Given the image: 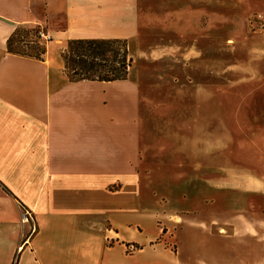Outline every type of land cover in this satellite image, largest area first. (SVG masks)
Returning <instances> with one entry per match:
<instances>
[{
  "label": "crops",
  "instance_id": "0c3cea01",
  "mask_svg": "<svg viewBox=\"0 0 264 264\" xmlns=\"http://www.w3.org/2000/svg\"><path fill=\"white\" fill-rule=\"evenodd\" d=\"M137 7V0H0V264H165L166 257L178 264L159 227L148 232L153 214L140 205L148 197L141 183L156 170H140L137 84L129 76L69 81L61 58L70 39L134 37ZM21 24L51 37L40 58L7 51ZM196 149L190 143L189 173L211 179ZM261 175L255 188H264ZM24 210L33 232L21 222Z\"/></svg>",
  "mask_w": 264,
  "mask_h": 264
},
{
  "label": "rangeland",
  "instance_id": "374dc122",
  "mask_svg": "<svg viewBox=\"0 0 264 264\" xmlns=\"http://www.w3.org/2000/svg\"><path fill=\"white\" fill-rule=\"evenodd\" d=\"M137 6L127 76L141 99L140 170H156L141 183L148 197L140 205L157 220L147 230L159 227L178 264H264V188L252 184L253 176L264 179V0ZM25 40L46 47L32 34ZM194 142L211 179L189 173Z\"/></svg>",
  "mask_w": 264,
  "mask_h": 264
},
{
  "label": "trees",
  "instance_id": "16d2710c",
  "mask_svg": "<svg viewBox=\"0 0 264 264\" xmlns=\"http://www.w3.org/2000/svg\"><path fill=\"white\" fill-rule=\"evenodd\" d=\"M38 29H29L27 24L17 26L6 41L7 51L40 58L45 52L44 47L39 50L25 44V39L31 37V34L40 39L37 35ZM23 44L28 48H24ZM61 58L69 81L125 79L132 61L127 39L120 38L70 39L61 52Z\"/></svg>",
  "mask_w": 264,
  "mask_h": 264
},
{
  "label": "built area",
  "instance_id": "2783aa9c",
  "mask_svg": "<svg viewBox=\"0 0 264 264\" xmlns=\"http://www.w3.org/2000/svg\"><path fill=\"white\" fill-rule=\"evenodd\" d=\"M37 35L39 36V38L44 41V42H47L51 39V37L48 35L47 32H45L44 30L42 29H38L37 31ZM21 222L22 223H31V232H33L35 230V227L33 226L34 223H33V219H32V216H31V213L28 212L27 210H24L23 213H22V217H21ZM14 264V262H13Z\"/></svg>",
  "mask_w": 264,
  "mask_h": 264
}]
</instances>
